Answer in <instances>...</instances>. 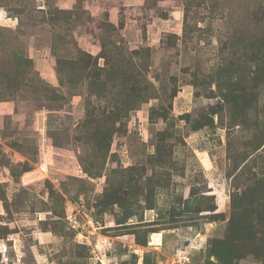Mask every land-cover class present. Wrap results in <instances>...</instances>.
Returning <instances> with one entry per match:
<instances>
[{"label": "rangeland", "instance_id": "374dc122", "mask_svg": "<svg viewBox=\"0 0 264 264\" xmlns=\"http://www.w3.org/2000/svg\"><path fill=\"white\" fill-rule=\"evenodd\" d=\"M198 235L264 264V0H0V264Z\"/></svg>", "mask_w": 264, "mask_h": 264}, {"label": "built area", "instance_id": "2783aa9c", "mask_svg": "<svg viewBox=\"0 0 264 264\" xmlns=\"http://www.w3.org/2000/svg\"><path fill=\"white\" fill-rule=\"evenodd\" d=\"M204 241V236L198 235L190 240L187 246L181 245L172 256L161 258L156 264H196L195 257L201 252ZM150 244L158 245L152 240Z\"/></svg>", "mask_w": 264, "mask_h": 264}, {"label": "bare ground", "instance_id": "6f19581e", "mask_svg": "<svg viewBox=\"0 0 264 264\" xmlns=\"http://www.w3.org/2000/svg\"><path fill=\"white\" fill-rule=\"evenodd\" d=\"M152 241L153 242H158V243H159V241L161 242V236H160V234L154 233V236H152Z\"/></svg>", "mask_w": 264, "mask_h": 264}]
</instances>
